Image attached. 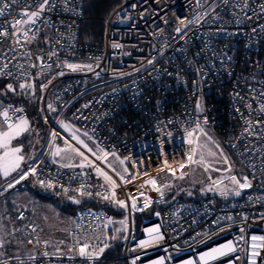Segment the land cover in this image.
Instances as JSON below:
<instances>
[{"label":"built area","instance_id":"built-area-1","mask_svg":"<svg viewBox=\"0 0 264 264\" xmlns=\"http://www.w3.org/2000/svg\"><path fill=\"white\" fill-rule=\"evenodd\" d=\"M4 2L11 5V0ZM84 4L85 0H54L55 6L43 12L34 27L27 26L33 32L39 29L36 38L25 43L21 37L19 45L9 22L14 17L25 19L18 14L26 5H31L29 11L36 10V0H18L0 16V30L6 26L9 32L0 37V68L8 65L0 81H9L18 89L21 83L33 84V88L22 90L35 100L45 130L40 149L28 155L19 170L28 175L18 184L19 171L1 181L0 199L12 190L40 185L86 199L111 201L102 198L111 195V186L94 167H61L54 162L51 149L65 147L67 141L116 181V199L124 200L127 207L116 206L123 219L127 217L128 234L118 255L103 253L98 261H88L68 248L76 240L83 243L85 237L93 238L90 243L109 244L111 224L104 225L113 214L108 209H79L73 215L63 254L52 253L33 231L36 225L26 222V212L19 210L16 217L34 250L18 256L20 259L0 255V260L7 264H187L190 260L198 264L203 253L233 241L236 252L209 264H248L247 255L253 251L251 236L264 237V125L256 124L264 121V112L257 111L264 104L260 95L264 92V0H123L104 19L99 45L81 41ZM178 26L180 33L176 32ZM114 43L120 47L114 48ZM67 64H91L92 70L81 67L74 71ZM9 72L12 75H7ZM198 101L203 111H197ZM9 105L23 109L10 111L13 121L27 116L21 102L4 103L0 112ZM197 120L221 137L251 187L227 201L218 195L190 202L175 199L143 217L137 229L134 214L161 201L162 188L171 181L174 170L188 163L192 145L187 143V132L195 129ZM246 120L253 122L252 134L245 132ZM0 121L3 123L2 116ZM61 121L80 128L108 154H123L127 172L119 173L97 160L96 154L72 139ZM53 131L58 134L55 139ZM150 179L160 191L146 183ZM9 183L13 187L8 188ZM81 185L92 195H81L77 191ZM130 197L135 198L136 210ZM145 198L150 201L147 207ZM155 227L163 239L153 240L155 234L147 232ZM141 241L149 243L140 247ZM258 251L257 264H264V248ZM45 252L48 255H43Z\"/></svg>","mask_w":264,"mask_h":264},{"label":"rangeland","instance_id":"rangeland-1","mask_svg":"<svg viewBox=\"0 0 264 264\" xmlns=\"http://www.w3.org/2000/svg\"><path fill=\"white\" fill-rule=\"evenodd\" d=\"M8 84L13 85L15 92L7 91L6 86ZM17 92L19 93L20 89H18L13 83L9 81H0V104L4 101H7L11 95L16 94ZM25 118L29 121V131L26 132V134L29 132L32 134V129H34L37 134V141L35 144V149L37 151L40 149L41 144L43 143L41 127L35 125L30 117ZM68 125L70 126V130H66L65 128L64 130L69 133L71 137L73 134H75L81 140H83L88 146V148H83L80 145L83 149H86L87 151L88 149H91V151H88L89 153L103 155V153L99 151L103 148L100 147L93 138L89 139V135L85 136V132L80 130V128L71 124ZM202 128L208 134V137H211L212 141H215L216 144L220 145V148L223 150L225 156L229 160V164L223 163V158L219 157V155H217V157L208 156L207 151L209 149L217 153H219V149L215 147V144L210 143L207 137L196 133L193 139H196L198 136L199 143L206 145V148L202 151L205 162L210 164L211 167H209V169L206 171L204 165L191 164L189 162L183 168L178 167L174 170V175L170 181L173 183L171 188L168 190L173 191L175 194L184 191L185 199L195 196L202 197L209 193H215L223 201H227L235 197V192L239 191L238 185L233 184L230 177L235 176L239 181H241L243 180L245 173L241 167L236 164L234 157L226 149L222 143V140L216 135L214 129L209 127ZM5 129L6 126L0 122V130ZM21 136L13 140L15 144H12V146H18L21 148L24 147V142L19 140L21 139ZM29 143V149L33 148L34 142H31L30 140ZM55 148H57V146H53L51 149V156L52 159L58 164L62 165L71 163L73 165H79L81 163V158L79 156H75V154H72L71 160L54 157L52 152L55 150ZM103 151L105 152L104 149ZM200 152L201 150L198 149L197 155L195 157L196 159L200 158ZM61 155L65 154L62 153ZM120 160H123L124 163L121 164ZM103 163L106 165H111V167L119 173L127 172L123 154H115V156L108 154L106 160H104ZM21 168L22 166L20 169ZM229 168L231 169L230 171L228 170ZM212 169L217 170L214 171ZM16 173L12 172L8 177H4L2 174H0V180H7ZM181 175H183L182 179L180 178ZM163 188L162 191L164 193L165 190ZM222 191L227 192L228 194L226 196L221 195ZM49 193H51L50 189L40 185H35V190H12L0 199V241H3V247L0 248V253H2L3 256L18 257L23 254L31 253L34 250V248L29 246L27 243L26 233L21 230L22 221L16 217V214L19 210L26 212V222H32L36 225V235L47 242V247L52 253L61 254L67 252L68 233L72 224L73 214L69 211H62L60 209V205L66 200H68L70 203H75L74 201L79 200L81 196L75 193L67 194L62 191H56V194L58 195V198L56 199L58 201H52L41 196V194L45 196L49 195ZM113 205L117 208L115 203H113ZM122 219V215L115 214L113 216L112 220L117 223L111 224V236L116 235L118 238L113 240L112 244H115L116 242H123L128 234V222L126 231L123 230V226L118 223V221ZM135 227L138 229V222H135ZM116 228H121L122 231L117 233L114 231ZM136 232L137 230L135 233ZM61 241H63V243H61ZM57 249H60L61 252H57Z\"/></svg>","mask_w":264,"mask_h":264},{"label":"snow or ice","instance_id":"snow-or-ice-1","mask_svg":"<svg viewBox=\"0 0 264 264\" xmlns=\"http://www.w3.org/2000/svg\"><path fill=\"white\" fill-rule=\"evenodd\" d=\"M225 3H227V0H224ZM18 3V0H11V5H15ZM199 3V0H198ZM0 4H2V7H0V16L5 15L6 11L10 8V4L4 2V0H0ZM54 5V0H36V10L33 11H29L28 9L31 7V5H26L25 9L22 10L19 14L18 17H26L25 19H20L17 17H14L12 21H10V25L11 28L13 29L12 31V36L15 38V42L17 45L20 44V38L23 37L25 43H31L32 40H34L36 38V32L39 31V29H36V32L32 31V27H27V26H35L37 24V20L40 19L41 14L45 11H49L51 10V8H53ZM133 7H135V5H133ZM262 11H264V6H262ZM191 22V21H190ZM45 25H47V21L45 20ZM165 23H167V21H165ZM180 25L184 26V22L183 20L180 21ZM3 30H0V37H4V36H8L9 32L7 31V27L6 26H2ZM264 27V26H262ZM253 31L255 32L256 30L253 29ZM176 32L180 33L181 32V27L178 26L176 28ZM31 33V35H30ZM47 42V41H46ZM57 43H59V41H57ZM114 48H118L120 47L119 44H113L112 45ZM50 55H55V53H50ZM37 59H41L40 57H37ZM99 59V58H97ZM229 59H231V57H229ZM149 64L153 63L152 60L148 61ZM32 66V65H30ZM8 67L7 64H5L3 66V68H0V75L5 74L4 73V69H6ZM20 67H23V65H20ZM48 67H51V65H48ZM67 67L72 69V70H78L81 67H86L89 70H92V65H76V64H67ZM136 71H139V69H136ZM7 75H12V73H7ZM62 75V73H61ZM20 89H31L33 88V84L31 83H21L19 85ZM46 87V85L42 86V90L43 88ZM7 91L9 92H15V89L13 87L12 84H8L6 86ZM261 96H264V92H262L260 94ZM236 96L238 97L239 94L237 93ZM242 99V98H241ZM0 107H2V104H0ZM85 107H87V105H85ZM197 111H203L201 102H197ZM246 107H248L249 109L251 108V104L248 103L246 104ZM48 108L50 110L54 111V108L51 104L48 105ZM14 112V113H19L22 112L23 109L22 108H14L12 105H9L8 108L4 109L2 112H0V116L3 117V123L6 125V129L5 130H0V149H3V154L0 155V174H2L4 177H8L12 172H18V170L21 167V162L24 160L23 155H21L22 149L21 147L18 146H12V141L18 137H20L22 134H24L25 132L29 131V121L24 117V116H20L16 121L12 120V117L9 115V113ZM237 111H239V109H237ZM258 112H264V104L260 105V108L257 110ZM241 118L243 119V116L241 115ZM204 123H207V118L204 119ZM245 123L247 124V127L245 128V132H248L249 134H252L250 129L252 128L253 122L246 120ZM256 124L258 125H264V121H256ZM61 126L64 127L66 130H70V126L68 124H64L61 121ZM196 133H199V135H203L205 137H207L208 141L210 143L215 144V147L217 149H219V153L212 151V150H208L207 151V155L210 157H217V155H219V157L223 158V163L225 164H229V160L228 158L225 156L223 150L220 148L219 144H216L215 141H212L211 137H208V134L204 131V129L201 127V124L199 122V120H197L196 122V126L195 129L193 131H188L187 132V143L189 145H192L191 150L188 154V162L191 164H201L204 165L205 170L207 171L209 169V167H211L210 164L205 162V158H204V154H203V149L206 148L205 144H200L199 143V139L198 136L196 137V139H193L194 135ZM53 139L56 138V136L58 135L55 131H53L51 133ZM85 136H87V133H84ZM72 139L76 141L77 144L81 145L83 148H88V146L84 143L83 140H81L78 136H76L75 134H73ZM89 139H91V137H89ZM233 147H235V145H232ZM201 150L200 152V158L196 159V155H197V151ZM88 151H91V149H88ZM100 152L103 153V155H97L96 159L97 160H101L104 161L106 160L108 153L104 152L103 149L99 150ZM62 153H64L65 155H61ZM72 154H75V156H79L81 158V163L78 165L80 168H84L86 166H92L95 169V172L98 176L102 177L104 179V181L111 186V195L108 194H103L100 192H97L96 195L97 196H101L102 198L105 200H111L113 203L117 204L120 208H126V204L124 200H117L116 199V193H115V189L118 187L117 183L115 180H113L112 176L108 175L107 172L103 171L100 167H97L93 164V162L91 160H89L88 156H86L84 154V152L80 151V149L73 147L71 144H69L67 141H65V147L64 148H55V150L52 152V155L54 157H60L61 159H72ZM113 156H115V153H112ZM55 162V161H54ZM120 163L123 164L124 161L120 160ZM165 164H167V161H165ZM77 165H73L71 163L68 164H62L61 167H76ZM108 167H111V165H108ZM181 168L185 167V165L182 163L180 165ZM212 170H217V169H212ZM229 171L231 170L230 168L228 169ZM31 171L33 173H35V169H31ZM126 171V170H125ZM28 175L27 171H19V178L15 180V183H20L21 180L25 179V177ZM181 179L183 178V175H181L180 177ZM121 179L123 180L124 177L121 176ZM231 181L233 184L238 185L239 189H245V188H249L251 187V183L248 180L247 177L243 178V182L241 183L235 176L230 177ZM146 183L151 184L154 189L156 191H160L159 188H156V181L154 179H150L148 181H146ZM214 183H218V182H214ZM51 186V185H49ZM8 188L13 187L12 183H9L7 185ZM103 187V186H101ZM84 185H81V188L78 189L77 191H80L81 195H89L91 196L92 193L91 192H85L83 191ZM7 189H5L6 191ZM67 191V190H65ZM3 193L0 192V195H2ZM227 192L222 191L221 195H227ZM241 193L240 191H236L235 195L239 196ZM141 195H143L141 193ZM130 199H132V208L133 210H136V201L134 197H130ZM75 203H79L80 201L76 200L74 201ZM150 201H148L147 198H145V207L148 206V203ZM229 220H231V217H228ZM246 219V218H245ZM113 223H117L111 219H108L107 223L104 225L105 228H107L108 224H113ZM118 223L120 225L123 226V230H127V217H125L124 219L118 221ZM33 231H35V229L33 228ZM115 232L119 233L122 231L121 228H116L114 230ZM245 231V229L242 227L240 228V232L243 233ZM147 232L152 235V239L153 240H161L163 239V236L160 234V230L159 227H155V228H150L147 229ZM71 235V233H70ZM118 237L116 235H113L110 237V239L115 240ZM93 239L92 237H85L84 238V242L81 243L79 240H76L74 242V244L72 246H69L68 251L69 252H74L75 255H78L80 258L86 259L88 261H98L100 259V257L102 256V254L105 252V250L109 247V244L105 241H101V245H97L96 243H90L89 240ZM95 239H99V237H95ZM106 239H108L106 237ZM240 240H244V236H240L239 237ZM251 245L250 247L253 249V251L247 255V259H248V264H257V257L261 256L260 251H258V249L264 248V237L262 236H256L253 235L251 236ZM28 243H33L32 240H29ZM47 243V242H45ZM61 243H63V241H61ZM147 243H149V241H141L140 242V247H144ZM245 243H247V241H245ZM3 247V241H0V248ZM237 251V247L234 244L233 241H228L227 243L219 246V247H214L212 248L210 251H207L205 253H203L202 255L199 256V262L198 264H209V261H214L216 260L218 257H223L226 256L230 253H234ZM57 252H61L60 249H57ZM63 254V253H61ZM0 255H2V253H0ZM43 255H48V253H43ZM30 260H34L35 257L34 256H29L28 257ZM71 258V257H70ZM16 259H20L19 257H16ZM236 260L241 259L240 256H236L235 257ZM0 264H7V261L4 260H0ZM21 264H23V261H21ZM133 264H135V261H133ZM156 264H162L161 261H157ZM187 264H193V261H188Z\"/></svg>","mask_w":264,"mask_h":264},{"label":"trees","instance_id":"trees-1","mask_svg":"<svg viewBox=\"0 0 264 264\" xmlns=\"http://www.w3.org/2000/svg\"><path fill=\"white\" fill-rule=\"evenodd\" d=\"M122 1L123 0H85L84 20H83L82 25H81V33H80L81 41L88 42L90 44L99 45L101 40H102V37H103L104 19L107 17L108 13L112 10V8H114L117 4H119ZM9 102H21L26 106L27 116L30 117V119H32V121L34 122L35 125H38L39 127H41L42 137L44 138L45 130H44L42 123L40 122V119H39V116H38V113L36 110L35 100L28 95L27 91L20 89L19 93L17 92L16 94L11 95V97L7 101H4L1 104L3 105L4 103H9ZM219 138L221 139V137H219ZM222 143H223V140H222ZM235 162H236V160H235ZM236 164L238 165L237 162H236ZM165 186H164V188H165ZM27 189L35 190V188L32 187V185L28 186ZM51 193H53V194L50 195V193H49V195H45V196L41 194V196L43 198L50 199L52 201H58L55 198V195H57L56 191L51 190ZM184 194H185L184 191H181V192H178L175 194L173 191L165 189L164 198L161 201L153 203L146 211L134 214V218L136 219V222L140 223V221L143 217L151 216L155 210L164 209L167 205H169L175 199H181L185 202H190V201L205 198L208 196H216V194H207V195L202 196V197L195 196V197H189V198L185 199ZM216 197L218 199L222 200L219 196H216ZM78 201H80V202L79 203H70L68 200H66L63 204L60 205V209L62 211H69L70 213H72L74 215L79 209H82V208L104 207V208L108 209L113 214V216L115 214H119V215L123 216L122 211L118 210L113 205V202H111V201H101V200H97V199H86V198H82V197ZM111 234L112 233H111V229H110L109 230V239L111 237ZM112 242H113V240L110 239L109 240V247L104 252V255H106L107 257H112V256L118 255L120 253V248H121L122 242H116L115 244H112Z\"/></svg>","mask_w":264,"mask_h":264},{"label":"crops","instance_id":"crops-1","mask_svg":"<svg viewBox=\"0 0 264 264\" xmlns=\"http://www.w3.org/2000/svg\"><path fill=\"white\" fill-rule=\"evenodd\" d=\"M28 117V116H27ZM1 122V121H0ZM2 123V122H1ZM3 124V123H2ZM3 125H5V124H3ZM6 126V125H5ZM32 129V128H31ZM33 130V133L31 134L30 132L29 133H27L26 134V132H25V134L24 135H22L21 136V139H19L21 142H24L23 143V148H21L22 149V152H21V155H23V157H24V160L21 162V166H23V164L25 163V161H26V158L28 157V155H30V154H32V153H34L35 151H36V149H35V144H36V141H37V134H36V132L34 131V129H32ZM194 130V129H193ZM193 130H191V131H193ZM41 132H42V130H41ZM29 134V135H28ZM32 137V138H31ZM31 140V142H34V146H33V148H31V149H29V141ZM42 140H43V138H42ZM28 141V142H27ZM12 144H15L14 143V141H12ZM1 154H3V149H0V155ZM13 173H16V172H13ZM173 175H174V173H173ZM4 181V180H3ZM0 182H1V180H0ZM173 183V182H172ZM172 183L171 182H169L168 183V185H166L165 186V188H163L164 190L165 189H170V187H171V185H172ZM239 188V187H238ZM239 191H240V193L242 194V192H243V189H239ZM209 194H215V193H209ZM240 194V195H241ZM239 195V196H240ZM235 197H238V196H235Z\"/></svg>","mask_w":264,"mask_h":264},{"label":"water","instance_id":"water-1","mask_svg":"<svg viewBox=\"0 0 264 264\" xmlns=\"http://www.w3.org/2000/svg\"><path fill=\"white\" fill-rule=\"evenodd\" d=\"M53 193H50V195H52ZM58 197V195H55V198H57Z\"/></svg>","mask_w":264,"mask_h":264},{"label":"bare ground","instance_id":"bare-ground-1","mask_svg":"<svg viewBox=\"0 0 264 264\" xmlns=\"http://www.w3.org/2000/svg\"><path fill=\"white\" fill-rule=\"evenodd\" d=\"M230 264H233V263H230Z\"/></svg>","mask_w":264,"mask_h":264}]
</instances>
